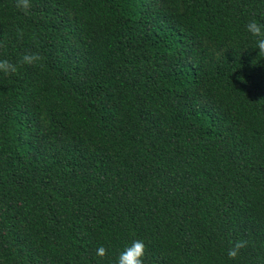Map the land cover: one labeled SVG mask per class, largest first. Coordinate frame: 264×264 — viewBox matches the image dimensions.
I'll return each mask as SVG.
<instances>
[{"label":"trees","instance_id":"1","mask_svg":"<svg viewBox=\"0 0 264 264\" xmlns=\"http://www.w3.org/2000/svg\"><path fill=\"white\" fill-rule=\"evenodd\" d=\"M31 3L0 0V59L43 57L0 73V264H115L138 239L144 264H264V56L246 31L264 0Z\"/></svg>","mask_w":264,"mask_h":264},{"label":"clouds","instance_id":"2","mask_svg":"<svg viewBox=\"0 0 264 264\" xmlns=\"http://www.w3.org/2000/svg\"><path fill=\"white\" fill-rule=\"evenodd\" d=\"M15 7L22 10L25 15H28L32 7L31 0H15ZM246 31L255 37V49H258V56H264V24L258 23L256 20L250 21L246 25ZM16 35L19 40H23L25 29L17 26ZM5 47V42L0 40V48ZM43 57L38 52H26L17 60L16 63L8 59H0V73L5 76L16 74L19 67L42 66ZM254 63V62H253ZM231 247L227 250V256L231 260H236L241 255V250L248 246L245 240H236L231 242ZM146 254V245L143 240H134L130 246L122 251L115 260V264H144ZM96 255L106 257L107 250L101 246L97 249Z\"/></svg>","mask_w":264,"mask_h":264}]
</instances>
